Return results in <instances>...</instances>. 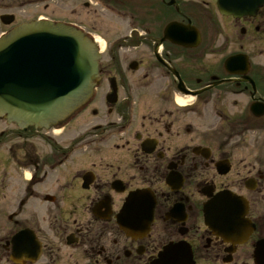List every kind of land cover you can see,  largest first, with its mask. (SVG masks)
I'll return each instance as SVG.
<instances>
[{"label": "flooded vegetation", "instance_id": "af4514ba", "mask_svg": "<svg viewBox=\"0 0 264 264\" xmlns=\"http://www.w3.org/2000/svg\"><path fill=\"white\" fill-rule=\"evenodd\" d=\"M52 1L0 0V11L17 18ZM105 3L160 20L101 58L93 131L77 138L95 143L88 169L81 155L51 172L66 154L43 151L65 148L51 134L0 129V264H264V2L241 15L217 0ZM170 21L197 28L198 43L165 38ZM219 193L246 202L247 229L207 217Z\"/></svg>", "mask_w": 264, "mask_h": 264}, {"label": "water", "instance_id": "95a60500", "mask_svg": "<svg viewBox=\"0 0 264 264\" xmlns=\"http://www.w3.org/2000/svg\"><path fill=\"white\" fill-rule=\"evenodd\" d=\"M237 2L219 1L224 12L251 14L263 0L243 5ZM177 31L179 39L193 34L189 28L171 24L166 29V37L175 40L173 32ZM99 57L93 41L69 26L42 22L20 25L0 39V116L21 127H48L66 119L91 96L95 80L99 78ZM219 200L214 204H220ZM225 200L222 198L221 204ZM231 201L242 206L238 198ZM245 212L239 213L240 223ZM229 216L232 215L213 212L212 219L218 227L232 226L235 215L231 222H220Z\"/></svg>", "mask_w": 264, "mask_h": 264}, {"label": "rangeland", "instance_id": "374dc122", "mask_svg": "<svg viewBox=\"0 0 264 264\" xmlns=\"http://www.w3.org/2000/svg\"><path fill=\"white\" fill-rule=\"evenodd\" d=\"M12 10L17 11V9ZM24 11L25 12H18L16 21L13 24L26 21L30 18H35L41 14L52 18H59L60 20L68 19L70 21L82 23L90 30H94L97 35H99L102 40H106L108 44H112L117 39L122 41L123 38L129 35L132 27L138 28L139 32L143 35V31L139 27H148L155 24L160 20L161 15L160 13L158 15L157 10H152L150 8L148 9V18L140 15V9L134 10L133 19L129 17L119 19L116 16L109 14L107 11L100 9V7L96 6L91 0H56L55 2L52 1L48 5H42L38 8H26ZM126 13L130 12L128 11ZM7 28V26L0 22V33L5 31ZM87 113L88 112H86L83 117H80V119H78V121H76L70 129H67L66 133L63 135V138L66 139L67 145L77 143L73 146L77 145L78 148L77 151L70 152L71 155H69L67 164H65L67 165L66 168L70 169L73 166H77L81 155L83 156V162L78 165L79 168L88 169L90 167L92 159L85 158L84 154L90 153V151L92 153L95 148V143L92 142V138H86L79 142H77V140H71V137L75 134L74 132H77V135L80 134L83 136L86 133H90L89 131H93V129H91V125L94 123V119H92L91 116L87 117ZM0 126H2L1 121ZM67 147L68 148L65 147L62 151H59L57 148H52L51 145L50 147H46L43 151L53 150L62 154L65 150H67L68 153L72 146ZM42 149L43 147L39 146V150Z\"/></svg>", "mask_w": 264, "mask_h": 264}]
</instances>
